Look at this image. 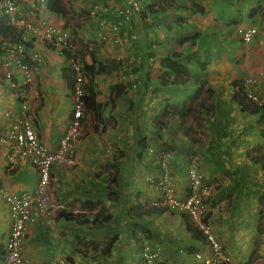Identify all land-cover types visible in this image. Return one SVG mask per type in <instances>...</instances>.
<instances>
[{
	"label": "crops",
	"instance_id": "obj_1",
	"mask_svg": "<svg viewBox=\"0 0 264 264\" xmlns=\"http://www.w3.org/2000/svg\"><path fill=\"white\" fill-rule=\"evenodd\" d=\"M193 1L205 6V11L192 13L182 9H170L162 16L158 14L146 19L135 16L134 12L131 20L118 18L121 23L120 36L117 39H120L121 48L116 49L115 52L121 51L119 55L124 56L131 52L136 58L141 59L133 68V70L137 69L140 63L139 86L136 89L130 88L129 80L127 84L121 83L128 90L118 97L113 111L110 110V114L115 119V124L111 123L119 126L126 134L133 130L136 132L140 125L135 122L137 118L139 123L143 118L151 120L154 115L160 113L165 100H172L173 103L179 100V96L184 97L196 88L195 85L189 84L158 87L148 82L145 77L146 73L149 79L160 74L156 72L160 71V61L176 50V42L181 35L192 36L198 32L204 37L203 33L210 30L206 22L209 15L213 14V18H217V21L227 20L239 12L238 9L233 8H239L241 5L247 7V12L255 9L252 16L256 14L257 27L264 31V0H246V2L244 0L245 4L242 3L243 0H215L213 3L209 0ZM81 2L86 5V2L90 1L81 0ZM105 2L113 5L117 4L118 0ZM223 6H227L230 10V15L224 18L219 16ZM21 7L26 9L34 19L38 17V14L34 12L33 7L38 8H35L38 13L44 11L40 6H32L28 2H23ZM81 7L84 6L76 7V11H79ZM175 11L184 14L179 16ZM43 14L53 20V14H47L45 11ZM195 20L199 23L198 27L194 26ZM89 25L88 29L92 30V34H95L94 31L100 33V35L96 34L97 38H101L102 34L109 36L108 28L98 26L96 18L91 20ZM92 25L95 26L92 27ZM26 35L27 38L41 39L39 35L33 33L26 32ZM261 37L263 38L261 35L254 37L252 45L249 44L248 47L241 43L240 46L236 44L237 42H229L235 50V52L230 50L232 54L230 58H227L226 52L223 54V51L219 50V52L216 48L210 47L209 52L203 49L198 51L197 54L207 58V68L198 72L200 78L207 80L206 86L214 90V112L211 116H205L202 128L203 141L200 145L190 143L185 138V142L184 140L182 142L184 153L187 152L189 157H193L192 160L196 159L193 163L203 173L204 181L212 187L209 195L211 229L214 238L230 256L231 264H264V164L260 159H256L264 154V124L260 113H247L232 97L236 90L234 86L236 80L243 81L248 74L264 70V41L259 39ZM222 38L232 41L229 34ZM45 43V40L41 43L35 42L32 50L28 51L30 59L25 63L30 67L32 82L34 78L36 80L33 84L26 82L25 73L15 64L13 67L8 66L7 62L10 60L3 57H9L8 53L2 55L3 50L0 51V122H2L0 139L5 136L9 126L22 116L21 104L25 102L41 141L50 150H56L69 122L73 98L71 90L67 88L61 76V68L68 65V62L61 52L58 51V57L54 55L55 51H51ZM46 46L49 49H46ZM126 46L129 47L127 48L130 49L129 51L124 50ZM47 50L50 56L58 60L56 63L52 64L44 59L43 54ZM35 53L40 57L38 63L32 58ZM29 61L33 64L30 65ZM33 65L36 70L34 74ZM122 66L121 64L119 70ZM6 68L14 71L11 79L3 74ZM155 72L156 74L152 75ZM114 73L115 71L110 75L98 77L111 76ZM98 77L96 78L97 88L99 87ZM225 81H227L226 84L231 81L227 85L228 89L223 87ZM12 82H15V86H12ZM116 83L120 81L110 83L107 92L101 91L102 94H107L110 87ZM155 88L158 89L154 92ZM18 89L23 92L21 96ZM39 90L41 99L36 100ZM253 90L258 94H264V84L253 86ZM104 112L105 110L103 114ZM202 114L205 115V111ZM102 121L104 120L94 119V126L101 124L103 127H109L101 123ZM173 121L178 122V118H174ZM145 128L148 130L146 126ZM149 129L157 130L153 124ZM168 142L171 143L170 140ZM118 146L124 155L117 163L120 167L117 201H114V198L107 199L110 173L108 174L105 169L110 167L105 165L112 163V155L108 154L105 161L100 163L97 146L88 148V145L77 144V154L75 153L77 165L70 171L66 168L67 165H55L52 171V191L58 196L56 198L64 203L65 208L83 213L85 210L79 206V201L88 203L101 199L114 215L111 230L94 233L78 221L39 215L28 225V234L22 247L26 264H49L59 261V258H64L69 264L81 263L93 253L90 251L87 256H84L78 251L81 238L95 239L102 234L110 235L114 232L119 234V240L115 243L110 255L102 256L105 261L108 260V264H143L140 240H135L131 234L132 220L128 218V208L137 201L153 203L157 192L145 184V178L148 174L157 173L156 161L155 157H152L150 147L142 153L141 157H138L139 166L133 167L131 156L136 150V144L122 143ZM88 150L89 152H86ZM106 150L108 152V147ZM8 152H11L10 143L2 142L0 144V244L3 247L11 224L4 192L33 190L38 179L36 168L29 161L19 160L15 156L10 159ZM86 153H88L87 157H90V162L84 160ZM184 160L189 161L188 157ZM148 170L150 172H147ZM173 182L174 189L177 187L179 191V197H185L188 193L186 177L182 179L181 176H177V180ZM71 200L78 201L70 204ZM5 216L7 219L4 220ZM7 220H9L8 223ZM139 222L149 230L148 241L152 249L158 253L160 264H201V260L195 257L196 254L205 256L210 250L207 242L192 237L193 222L186 214L166 211L160 215H145ZM4 256L5 251L0 258V264H4Z\"/></svg>",
	"mask_w": 264,
	"mask_h": 264
},
{
	"label": "built area",
	"instance_id": "obj_2",
	"mask_svg": "<svg viewBox=\"0 0 264 264\" xmlns=\"http://www.w3.org/2000/svg\"><path fill=\"white\" fill-rule=\"evenodd\" d=\"M45 1L0 0V17H7L8 24L21 32V37L25 42H28L26 32L36 33L41 39L51 41L55 49L74 53L72 30L69 29L64 32L56 31L49 17L43 14L44 11L47 14L49 13L45 7ZM23 2H28L32 6H40L44 11L38 13L35 9L37 7H33L34 12L38 14V17L34 19L29 12L22 9L21 4ZM146 2V0H120L121 4L93 6L89 10V14L95 16L94 18L98 21L99 26L108 28L112 38L117 39L120 36L121 23L118 18L123 17L128 19L132 10L137 14L145 13V15H148L149 10L146 7ZM102 14L105 16L109 15L111 19L106 22ZM257 31V25L253 24L240 29L239 33L242 43L249 45L257 35ZM101 38L104 39L105 35H102ZM1 50L8 53L10 61L7 62V65L13 67V64H15L17 68L25 73L26 82L31 83V70L28 64L25 63V46L22 43H14L0 37ZM14 57L16 60L13 59ZM32 58L35 62H40L38 54H33ZM68 66L74 72L73 90L70 92L73 103L67 128L60 138L57 149L50 150L41 141L33 125V120L28 114V106L25 102L21 104L22 116L16 122H13L6 131L5 136L0 139V143H10L11 152L7 153L10 159L15 156L19 160L29 161L36 168L38 174V181L33 190H23L16 193L4 192L3 194L11 217L10 233L4 243V264H26L22 247L28 234V225L39 215L52 217L55 214L53 211L54 205L49 201L47 193L52 170L55 165L74 166L76 164V146L82 135V120L86 112L84 102L86 90L83 87L84 75L81 58L77 55L71 57L68 60ZM3 74L8 79H11L14 71L13 69L6 68ZM122 77L131 82L133 81L131 85L132 89H136L139 86L140 81L137 78V73L132 71L127 73V75H122ZM260 84H264V70L248 74L243 80L245 98L264 111V94H258L253 90V86ZM12 86H15V82H12ZM148 182L163 192V197L155 204L167 206L168 211L188 215L194 227L207 238L210 246L209 255L203 257L196 254V257L200 258L201 264H231L229 256L214 238L209 222L204 220V200L209 195L210 190L209 186L202 180L201 174L193 169L190 170L187 184L190 191L185 197L181 198L174 196L173 178L166 171H163L158 178H149ZM61 207H64L63 204L57 205V208ZM142 260L143 264H159L156 252L144 239L142 241ZM51 264L57 263L52 262Z\"/></svg>",
	"mask_w": 264,
	"mask_h": 264
},
{
	"label": "trees",
	"instance_id": "obj_3",
	"mask_svg": "<svg viewBox=\"0 0 264 264\" xmlns=\"http://www.w3.org/2000/svg\"><path fill=\"white\" fill-rule=\"evenodd\" d=\"M119 1L120 0H118V2ZM45 5L50 12L56 15L65 14L67 11L63 0H46ZM146 7L149 10V14H140L139 18L146 19L155 14L164 13L170 9H182L192 13H203L205 11V6L193 0H148ZM254 12L255 9L253 8L248 12V14L252 16ZM134 13L137 14L136 12ZM78 14V11L72 9L69 16H76ZM229 14L230 10L227 6H223L221 11H219V16L222 18ZM240 14V12H237L236 16L228 18L226 23L232 24L237 22L241 18ZM129 19L131 20V17ZM7 21V17H0V37L2 39H8L14 43H22L24 46L32 48V44H28L22 39L21 32L15 27L10 26ZM206 37H209V33H207ZM203 38L204 37L198 32L192 36L181 35L177 39L176 43L178 47L176 50L160 61V74L156 75L153 79H149L147 73L145 74L148 82L150 81L158 87H176L186 86L188 84L191 86L195 85L196 88L193 91H189L184 97L183 95L179 96V100L174 101L173 103L172 100H165L160 113L154 115L151 120L154 127L161 131L167 129L170 122L173 121L174 118H178L181 135L190 143L199 145L203 141L202 128L204 126L205 116H211L214 112V90L213 88L206 86L207 80L200 78L198 72L204 71L207 68V58L197 54L198 51L203 49L204 51L209 52L211 47L208 43L202 42ZM72 42L75 45L74 53L71 54L65 50L63 54L66 61L76 55L81 58L83 62L82 72L84 75L83 87L86 90V95L84 96L86 108L87 106L94 105L92 112L93 118L103 120V111L107 107L113 111L118 97L127 92L128 88L121 83H116L112 85L108 93L104 95L97 88L96 78L99 75H110L114 71L116 72L121 67L122 62L114 58L101 59L99 57V50L101 46L100 44H96L93 39H87L74 35ZM50 48H52L51 45ZM73 74L74 72L70 66L64 65L61 68L62 79L66 82V86L70 90H73ZM190 75L194 76L192 81ZM132 83L133 81L130 82V85H132ZM234 86L236 87V90L234 91L232 97L235 102L249 114L260 113V117L262 119L261 121H263L264 124V111L257 105L250 103L245 98L243 81L241 79L236 80L234 82ZM157 89L158 88H155L154 92ZM203 111H205V115L202 114ZM111 122L115 124V119L113 118ZM112 146V163L105 165V167L109 166L111 168V172L108 177L109 182L107 184V189L109 191L107 199L114 198V201H117L119 197L117 190L119 188L120 175V167L117 163L124 154L117 142L113 141ZM147 146L146 137L143 135L140 136L136 140V149H138L136 156L141 157L142 153L147 150ZM256 159H260L261 163L264 164V154L258 156ZM187 189L189 192L190 188L188 185ZM76 201L78 200H71L70 204H73ZM79 206L83 208L85 212L81 213V211L67 210V208L61 207L55 210L54 217L64 218L67 221H78L94 233H98L100 231L108 232L111 230L114 215L111 211H109L103 200L96 199L89 201L88 203L79 201ZM166 211H168V207L161 204H148V202L142 203L137 201L135 204L131 205L128 208V218L132 220L130 230L133 238L139 240L141 234H146L148 238L150 237V232L147 227L143 223L139 222L143 216L150 214L160 215ZM191 234L194 239H198L202 242L207 241L203 234L195 227L191 228ZM118 240L119 234L117 232L107 235L100 242H97L91 237L87 239L83 237L79 241L78 251L84 256H87V253L90 251H98L102 256H108L111 254L112 248ZM4 249L5 248L0 244V258L3 256V252L5 251Z\"/></svg>",
	"mask_w": 264,
	"mask_h": 264
},
{
	"label": "rangeland",
	"instance_id": "obj_4",
	"mask_svg": "<svg viewBox=\"0 0 264 264\" xmlns=\"http://www.w3.org/2000/svg\"><path fill=\"white\" fill-rule=\"evenodd\" d=\"M89 1L90 2H86V5H84V2H81V0H79V2H78V0H72V1L71 0H63L64 5L66 6V10H67L66 13L59 15V16L54 15L53 20H51L49 17V20L51 21V23H53L54 28L56 29L57 32H64V31H67L70 29V30H72V36L76 35L78 37L81 36L83 38L95 40V43L100 44V46H101V48L99 50L100 51L99 57L101 59L114 58V59L120 60L122 62L121 63L123 65L122 69L116 71L113 75L98 77L97 82H99L98 88L100 91L107 92V88L110 85V83L112 84L113 82H116V81H120V83L127 84V80L124 79L122 77V75H127V73L131 72L130 70L137 72V78L140 81L141 75L138 74V71H140L139 69L141 67L140 63L138 64L139 67H137V69L133 70V68L137 62L141 61V59L139 57L136 58L134 56V54H132L131 52L129 54H127L126 56L119 55V53L121 54V51L119 53H116L115 50L118 48H121L120 39H114L110 36V34H109V36H105L104 39L97 38L96 34L100 35V33L98 31H94L95 34H92V30L88 29L90 27L89 24L91 23V20L93 21L95 19L94 18L95 16H91L89 14V10L93 6H103L106 3L105 0H89ZM209 1L213 3L215 0H209ZM245 2H246V0H245ZM245 2H244V0L242 1V3H244V4H245ZM80 5H83L84 7H81V9L79 11L77 10L79 12V14L76 16H72V15L69 16L70 11L72 9H74L76 11V7H78ZM213 6L215 7V5H213ZM239 8L234 7L233 9H235V10L238 9L237 11H239L241 13L240 14L241 18H240V20H238L237 22L232 23V24L226 23V20H224V19H220L217 21V18H215V17L213 18V14L209 15L206 22L208 24L209 29L210 30L212 29V30L211 31L209 30V32L203 33L204 38L202 39V42L208 43L212 49L216 48V50L218 49L217 51H219V50L223 51V54L226 52L227 58L232 57L230 50L235 52L234 47L232 45H230L229 42H233V43L237 42L236 44H238L240 46H241V44H243L241 39H240L239 30L244 28V26H247L250 24L258 25V23L255 20L256 14H254V16H250L247 12V7H244L241 5ZM24 10L26 11V9H24ZM235 10H233V11H235ZM243 10H245V11H243ZM175 13L179 16L184 14L183 12H177V11H175ZM158 14L160 16H162L163 13H158ZM158 14H155V15H158ZM155 15H153V16H155ZM135 16L138 17L139 15L135 14ZM102 17L104 20H106V22H108V20L111 19V17L109 15L105 16L102 14ZM96 22L98 23L97 20H96ZM195 22H196V20H195ZM36 23H37V21H36ZM94 26L95 25H92V27H94ZM98 26H99V23H98ZM194 26L198 27L199 23L196 22V24ZM100 27H102V26H100ZM102 28H104V27H102ZM177 29H180V28H177ZM220 31H221V33H220ZM207 33H209V37H206ZM33 34H36V33H33ZM227 34H229L231 36L232 41H230V39L227 40V38H222L223 36H225ZM258 35L263 36V38L261 37L259 39L261 41H264V31L262 30V28L258 27V31H257L256 36H258ZM256 36H255V38H256ZM254 39H253V41H254ZM27 40H28V44H32V46L35 42L41 43L43 41V40L38 39V38H33V39L28 38ZM253 41L250 43V45H252ZM46 43H47V46H48V43L52 44L51 41H49V40ZM46 43H45V45H46ZM36 45L38 46V44H36ZM244 45H246V44H244ZM246 46L248 47V45H246ZM48 47L46 49H49ZM177 47H178V45H177ZM127 48H129V47L126 46L124 50H126ZM207 48H208V46H207ZM211 48L209 49V51L211 50ZM29 50L31 51L32 48H30ZM50 50L53 52L55 51L54 55H56L57 57L59 56V52L62 53V51L55 49V48L54 49L50 48ZM129 50L130 49H127V51H129ZM2 55H6V51H3ZM14 55H15V57H17L16 54H14ZM210 55H211V53H210ZM43 56L45 57V58L44 57L43 58L46 59L47 62L50 61V63H52V64L56 63V61H58V60L54 59L52 56H50V52L48 50L43 54ZM3 57L6 60H9L8 57H6V56H3ZM15 57L13 59L16 60ZM211 57H214V56H211ZM29 63H30V65L33 64L31 61H29ZM126 63H127V65H126ZM32 71H33V74L36 71L34 68V65H33ZM156 72L159 73L160 71L158 70ZM156 72L153 73L152 75H155ZM190 78L192 81L194 79V76L190 75ZM37 80L39 81V78ZM33 83H36L35 78H34V82H32V84ZM226 83H227V81L224 82V86H223L224 89L229 88L227 85L230 84L231 81L228 82V84H226ZM39 88H40V86H39ZM179 89L181 91V88H179ZM222 91H225V90H222ZM38 92H39V95L36 97V100L39 98L41 99L40 90ZM18 93H19V96H21L20 94H22L23 92L18 89ZM162 95H164V93ZM93 108H94V105L87 106V108H86L84 121L82 122V127H83L82 128V135H81L79 141L77 142V144H79V145L83 144L84 146L88 145V148H89V146L90 147L91 146H97V148L99 147V149L97 150L99 155H97V156L100 160V163H102L103 161H105V159H106L105 157H107L108 154L112 155L113 149L111 150V145H112L113 141L117 142L118 144L130 143V145H131L133 143L136 144V140L140 136H142V135L145 136L147 139V144H148L147 149L151 147L150 152L152 153V157H155V161H156L155 165H156L157 173L152 174V175L148 174V176H146V178H145V182H146L145 184L148 185L149 187L153 188L157 192L156 196H154V199H153L154 203H158V201L161 200V198L163 197V192L161 190H158L157 188H155V186L151 185V183L148 182L149 178H152V177L158 178L162 174L163 171H166L172 176L173 181L177 180V176H181L182 179H183V177L184 178L186 177V180L188 182V174H189L190 170H192V169L195 170L196 172H198L199 174H201L203 177V173L200 171L198 166L196 167L195 163H193L196 159L192 160L193 157H191V156L189 157L187 152L184 153V143H182V142H183V140L185 142V139L180 133L179 122L171 121L169 126H168V127H170V129H166L164 131H160L157 129L155 131V130L149 129V127L152 125V120L143 118V120H141V123H139V119L137 118V120H135V122L136 123L138 122V125L139 124L140 125L136 129V132L133 130V131H130V133L126 134L122 129H120L119 126H116V125L114 126L111 123L113 116L110 114L111 111H110L109 107H107L105 109V112L103 114V120L104 121L101 122V123H105L106 125H109V127L108 126L103 127L101 124H99V125L95 124V126H94V118H93V113H92ZM35 121H36V119H35ZM0 126H2V122H0ZM10 126H9V128H10ZM145 126L147 127L148 130H146ZM136 133H137V135H136ZM125 134H126V138L124 137ZM125 140H127V141H125ZM168 140H170L171 143L168 142ZM107 147H108V152L106 150ZM86 152H89V150ZM137 152H138V149H136L135 151L132 152L131 158H133V163H132V164H134V165H132L133 167L139 166L138 165L139 158L136 156ZM151 153H149V151H148V154L151 155ZM76 154H77V152H76ZM87 155H88V153H86L84 160L87 162H90L91 161L90 157H87ZM183 157L184 158L188 157L189 161L186 162ZM93 159H94V157H93ZM76 165H77V163H76ZM76 165H74L72 167L67 166L66 168L68 169V171H70ZM102 167H103V164L100 166V168L102 169ZM105 170L108 171V174L111 172L110 168L109 169L107 168ZM141 170H143V169H141ZM147 172H150V170H148ZM52 176H51V180H50V184H49L47 193H48V196L50 199L49 201L54 205V209L53 208L52 209L55 212L57 205L63 204V206H64V203H62L60 199H57L56 197H58V196L54 193V191H52ZM208 186H209L210 193H211L212 187L210 186V184H208ZM178 193H179V191L176 187V189H174V191H173V194H174V196L179 197ZM179 198H181V197H179ZM204 204H205V206H204V208H205L204 220L208 221L210 224V227H211V221L209 219L210 218L209 211L211 210L209 208V197L204 200ZM53 217L54 216H52L51 218H53ZM3 219L5 220V219H7V217L5 216ZM8 221L9 220H7V223H8ZM7 223H6V226H7ZM9 233H10V228H9V232L7 234V237L9 235ZM106 236H107L106 234H102L101 236H97V238H95V240L97 242H100ZM142 236L149 243L147 235L141 234L140 238ZM7 237H6V239H7ZM140 238H139V240H140V244H141ZM135 240H138V239H135ZM151 248H152V246H151ZM223 250H224V248H223ZM209 253H210V250L205 256H208ZM225 253H226V251H225ZM156 254H157V258H158V253L156 252ZM196 258H198V257H196ZM229 258H230V256H229ZM56 262H57V264H69V263L65 262L64 258H59V261H56ZM56 262H54V263H56ZM40 264H43V263H40ZM49 264H51V263H49ZM78 264H108V260L105 261V259L102 257V255L98 251H96V252L94 251L93 253H91L90 257L86 261H83V262L78 263Z\"/></svg>",
	"mask_w": 264,
	"mask_h": 264
},
{
	"label": "clouds",
	"instance_id": "obj_5",
	"mask_svg": "<svg viewBox=\"0 0 264 264\" xmlns=\"http://www.w3.org/2000/svg\"><path fill=\"white\" fill-rule=\"evenodd\" d=\"M71 1H72V0H71ZM146 1L148 2V0H146ZM147 2H146V3H147ZM117 4H121L120 1H119ZM105 5H107V4L105 3ZM113 5H114V4H113ZM107 6H108V5H107ZM109 6H110V5H109ZM45 7H46V5H45ZM46 9H47V8H46ZM47 10H48V9H47ZM48 11H49V10H48ZM133 12H135V11L132 10L131 15L129 16V18L132 16V13H133ZM49 13H50V14H53V15H56V14L50 12V11H49ZM137 15H140V14H137ZM57 16H59V15H57ZM72 40H73V36H72ZM45 42H47V41L45 40ZM27 43H28V42H27ZM72 43H73V42H72ZM49 44H50V43H48L49 48H50V45H51V46H52L51 49H54V45H53V44H50V45H49ZM73 46H74V50H75V45L73 44ZM27 48H28V49H27ZM29 49H30V48H29L28 46H25L26 62H27L28 59H30V56H29V54H28ZM74 50H73V51H74ZM64 51H65V50H62V54H63ZM70 53L72 54V52H70ZM63 56H64V54H63ZM64 57H65V56H64ZM65 60H66V58H65ZM68 60H69V59H68ZM68 60H67L66 62H68ZM85 113H86V112H85ZM75 153H76V152H75ZM75 165H76V164H75ZM70 167H71V166H70ZM52 171H53V170H52ZM51 174H52V173H51ZM202 179H203V177H202ZM203 181H204V180H203ZM204 182H205V181H204ZM205 183H206V182H205ZM187 184H188V183H187ZM206 184H207V183H206ZM207 185H208V184H207ZM209 190H210V189H209ZM209 195H210V193H209ZM209 195L207 196V198L209 197ZM207 198H206V199H207ZM152 204H155V203L153 202ZM63 208H65V206H64ZM193 227H194V225H193ZM196 229H197V228H196ZM197 230H198V229H197ZM211 230H212V229H211ZM212 234H213V233H212ZM203 236H204V235H203ZM213 236H214V235H213ZM204 237H205V236H204ZM205 238H206V237H205ZM140 239H141V246H142V241H143V239H144V240H146V239H145L143 236H142ZM206 240H207V238H206ZM206 242H207V244H209L208 241H206ZM148 244H149V243H148ZM149 245H150V244H149ZM150 247H151V246H150ZM209 247H210V246H209ZM141 251H142V247H141ZM199 255H200V254H199ZM200 256H201V255H200ZM203 257H206V256H203ZM199 259H200V258H199ZM158 262H159V260H158Z\"/></svg>",
	"mask_w": 264,
	"mask_h": 264
}]
</instances>
